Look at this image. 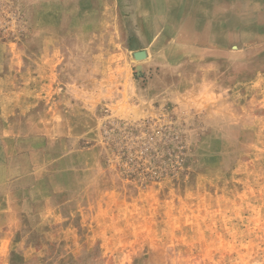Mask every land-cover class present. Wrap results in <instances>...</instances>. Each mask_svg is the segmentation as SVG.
Segmentation results:
<instances>
[{
    "label": "rangeland",
    "instance_id": "1",
    "mask_svg": "<svg viewBox=\"0 0 264 264\" xmlns=\"http://www.w3.org/2000/svg\"><path fill=\"white\" fill-rule=\"evenodd\" d=\"M214 1L216 6L209 7L202 0L197 6L188 0H89L83 12L87 1L75 0L73 14L79 18L103 16L101 23L82 27L68 22L65 13L57 26L56 18L35 22L34 0H0V37L11 45L29 51L38 45L116 44L122 54L113 76L109 69H76L81 55L75 53L69 55L72 71L66 70L62 55L53 89L39 83L27 86L19 98L4 99L0 123L19 131L44 126L51 117L59 152L65 133H73L67 138L74 156L71 171L56 179L45 176L46 184L70 188L74 202L78 196L77 202L91 205L84 213L72 211L75 223L97 214L103 219L99 227L76 225L74 236L60 221L54 226L56 240L43 242L41 233L49 227L35 226V211L27 208L25 225L4 227L9 264L23 263L19 253H31L26 261L38 264L57 259L73 264H264V0ZM184 7L198 23L212 11L215 44L169 37L178 32L177 13ZM44 8L53 15L49 5ZM144 15L154 17L146 21ZM149 27L166 36L155 41L151 57ZM94 29L104 33L99 40L82 34ZM34 59L26 55L27 63ZM39 72L49 74L48 69ZM71 74L80 82L89 74L83 81L90 97H70L72 88L74 96L82 88L66 84ZM106 90L111 92L107 97H97ZM40 92L45 98H33ZM148 101L152 111L145 113ZM167 130L182 136L181 168L165 162ZM55 168L65 170V163ZM102 201L112 208L95 210L93 204ZM7 208L1 216L13 218L16 210ZM93 229L105 239L94 240ZM86 233L91 242L83 241Z\"/></svg>",
    "mask_w": 264,
    "mask_h": 264
},
{
    "label": "crops",
    "instance_id": "2",
    "mask_svg": "<svg viewBox=\"0 0 264 264\" xmlns=\"http://www.w3.org/2000/svg\"><path fill=\"white\" fill-rule=\"evenodd\" d=\"M75 0H34L33 5L36 6L37 13L35 22L46 20H53L56 18L55 25L59 24L57 19L60 15L65 13V16L70 23H80V25H89L90 23H101L103 16L98 18H91L90 14H82L80 18L73 14L74 6L73 2ZM81 7V10H89V0ZM191 4L200 5L201 0H188ZM204 5L209 7L216 6V1L212 3V0H202ZM184 4V3H183ZM49 5L50 8L54 11H50L52 16H47L44 7ZM208 10V9H206ZM65 11V12H64ZM209 16L212 17V11H207ZM216 10L214 11V15ZM178 32L169 37H178V38H204L207 39V45L215 44L217 42L218 34L214 27L212 28L211 18L207 17L206 20H202V17L199 19L200 23L197 22V18L194 17L195 14H191L188 8L178 9ZM46 15V16H45ZM197 15V13H196ZM207 15V14H206ZM55 16V17H54ZM153 15H144L146 21L152 20ZM197 17V16H196ZM193 22V24L191 23ZM194 25V28H193ZM90 30V29H89ZM82 30V34H86L87 38H97L98 40L104 34L100 29L93 31ZM147 35V42L149 44L147 52L151 57V53H154L153 47L155 41H159L161 38L164 40L166 38L165 32L162 30L155 31L151 27L145 32ZM59 38L57 32L56 35ZM156 39V40H155ZM183 45L189 47L188 40L183 41ZM169 43V42H167ZM89 45V44H88ZM87 44H82L81 48H70L69 46L62 47L59 44L55 45H38L32 50H27L25 46L21 45H11L9 41L4 40L0 37V113H4L5 109L3 106H6L4 99H9L10 97H18L24 93L27 86L35 87V85L41 83V85H48L53 89L54 85L58 84V67L62 59V55H65L61 64L65 65L66 70H70L73 65L69 63V55L71 54H80L81 58L79 61H76L75 68L78 70H100L107 69L115 71L119 69L120 63L117 62L116 58H121V52L116 50L117 46L114 44L112 47L104 46V44L91 45L89 47ZM35 55L33 63L26 62L27 54ZM163 52H161L162 54ZM48 55V56H46ZM155 55H160V52L156 51ZM44 58V60H42ZM38 59V60H36ZM49 70V74H41L40 70ZM33 70V71H32ZM30 71V72H29ZM72 71V69H71ZM106 74V73H105ZM114 73L111 72L113 76ZM89 74L86 77H83V80H86ZM71 77V78H70ZM94 77V76H91ZM76 76L69 75L67 78L66 84L69 86H74L79 84L82 88L77 92L78 95L74 96V89H71L70 97H90V93L86 91V86H89L88 83H85L83 80L80 82ZM110 80L113 82L112 77ZM116 82V81H115ZM107 85L112 84L111 82L105 83ZM204 85V84H201ZM13 87V88H11ZM17 88V89H15ZM111 92L107 93L106 91H99L97 97H107ZM46 93L40 92L39 96L33 98H45ZM115 94L114 96H116ZM47 98V97H46ZM52 98V96H50ZM157 98V97H155ZM164 99V97H162ZM151 99L150 101H153ZM151 103V102H150ZM148 101V106L145 107L144 112L148 113L152 111V106ZM44 126L39 125H29L22 130H15V128L7 124V122L0 123V210H5L6 207H12L16 210V214L13 218L6 219L1 216L0 213V226L3 227L0 229V264H9L10 263V253H7L5 248V242L8 241L9 231L5 230L4 227H14L19 228L25 225L26 217L23 214V211H26L27 208L35 211L34 223L35 226H45L49 227V231H41L43 236L41 241H50L56 240L54 235L56 232L54 226L60 222L64 221L66 224V231L71 236H74V227L76 225H92L100 226L103 224V219L97 214L91 217L81 218L78 223L74 222L73 210L88 211L91 208V205L83 203L82 201L77 202L78 196L75 201V192H70V188L62 187L54 184H46L45 176L52 178H57L60 175H66L71 171L70 162H73V155H71V149H68L67 138L73 136V133L66 132L63 137L65 145L61 148L60 152L58 151V138L59 135L55 131L56 123L51 119L47 118ZM70 131H72V126H69ZM62 141V143H63ZM65 163V170H59L55 168V163ZM65 192V197L62 193ZM78 194V193H77ZM64 198H63V197ZM10 199V202H9ZM28 200V203L26 202ZM25 203L28 204V207L25 206ZM107 202H98L93 204V208L98 212L100 210H106L112 208V205L107 206ZM95 206V207H94ZM7 208V209H8ZM67 211L69 213H63ZM1 212V211H0ZM82 213V214H83ZM64 215V217L62 216ZM59 218V219H58ZM66 233V234H68ZM93 239L104 240L105 237H102L101 231L99 229L92 230ZM90 234V235H91ZM89 233H86V238L84 242H91ZM84 236V233H83ZM104 236V235H103ZM23 257L22 264H38L35 260L31 262L27 258L31 256V253H19ZM36 257L41 256V258L46 256V253H33ZM66 259H69L68 257ZM46 264V263H43ZM50 264H73V260L60 261L57 259L55 262H50ZM79 264H83L80 262Z\"/></svg>",
    "mask_w": 264,
    "mask_h": 264
},
{
    "label": "built area",
    "instance_id": "3",
    "mask_svg": "<svg viewBox=\"0 0 264 264\" xmlns=\"http://www.w3.org/2000/svg\"><path fill=\"white\" fill-rule=\"evenodd\" d=\"M167 134L169 136L168 138L169 144L163 143L164 146L162 148V152L165 155H167L165 162L173 161V164L176 167L181 168L182 165L184 164V156H185V145L183 143L182 136L179 132L173 133L170 130H167ZM149 152H150L149 146H145L144 154L146 155ZM171 157H173L174 160H171ZM164 170L166 171V168Z\"/></svg>",
    "mask_w": 264,
    "mask_h": 264
}]
</instances>
